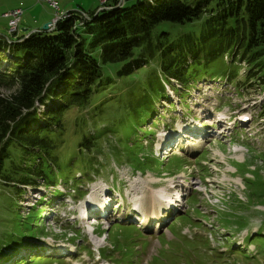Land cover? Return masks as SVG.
<instances>
[{"label":"rangeland","instance_id":"1","mask_svg":"<svg viewBox=\"0 0 264 264\" xmlns=\"http://www.w3.org/2000/svg\"><path fill=\"white\" fill-rule=\"evenodd\" d=\"M123 1L119 0L118 3ZM131 1L127 0L126 3ZM20 4L23 9L19 22L21 29L14 37L41 28L59 12L79 8L85 11L102 9L107 1L101 4L99 0H57L58 9H55L43 0H0L1 34H9L7 20L2 15ZM190 27L185 25L186 31ZM3 41L1 37L0 43ZM0 62L4 65L8 63L2 55ZM235 65L237 74L243 75L241 68L244 64L235 62ZM112 77L118 89L113 87L109 91L117 92V95L111 94L107 105L116 108L117 103L112 96L124 95L121 89L126 83L115 75ZM224 80V76L204 78L191 87L182 100L168 90L167 95L155 104L153 117L139 127L141 131L148 129L141 133L138 131L139 136L143 135L142 139L135 137L138 142L141 140L142 147L135 144L133 138L128 140V147L118 148L114 145L115 136L127 134L120 127L113 129L117 130L116 134L101 138L103 151L99 160L104 168L83 189L79 187L80 195L76 194L73 198L62 194L75 188L71 185L73 179H69L72 176L66 174L65 168L55 174L61 180H57L54 194L59 198L62 195V200L67 203L58 212L59 220L66 218L72 222L76 216H68V213L80 211L86 200L94 201L104 194H111L110 199L118 200V204L112 208L111 218L100 220L92 228L88 222H75L71 225L75 234L71 235L69 225L64 223L67 228L64 230L54 220L51 201L47 199L51 197L47 187H27L14 210L20 212L21 217L26 213L33 214L30 227L39 228L43 233L36 238L33 237L35 232L29 230V237L23 241L34 245L22 248L23 242L17 245L15 238L23 239L27 232L22 221H8L5 218L4 213L9 214L10 209L4 205L3 198L9 197L10 189H0L3 195L0 197V264H17L19 260L30 264L33 259H40L34 264H51L45 260L55 257L53 250L57 248H61L59 252L64 249L73 252L76 249V256L63 259L64 264H114L111 261L119 264H153L154 258L161 262L159 264H264V115H260L264 111L259 109L263 93L256 86L237 89L234 82V85H226ZM9 91L8 87H0L2 94ZM79 113V109L73 108L65 117L61 139L65 143L59 155L61 162H65L69 155L77 156L78 153L86 158V154L78 149L79 140L84 134L95 135L92 131L94 125ZM121 115L123 113L118 110L116 116L119 118ZM213 116L215 119L221 117L225 122L230 119L234 123L232 129H225L223 122L221 125L213 124L210 120ZM242 116L247 118L246 122L242 121ZM199 123L201 128L208 129L218 137L203 141L192 140L191 136V144L186 145L188 152H164V137L168 136L170 130L176 132L184 124L181 133L184 130L193 131L199 127ZM97 128H104L103 123L99 122ZM214 129L218 132H213ZM147 149L154 160L148 158ZM115 151L121 152V156ZM104 156L109 157L108 163ZM186 163L192 164L195 169H188ZM78 177L75 176V179ZM173 187L176 188L175 194H169ZM180 194L184 196L179 197ZM151 195L162 200L161 209L166 221L160 227L157 228L155 220H151L147 232H142L132 224L112 221L116 216L126 220L133 212L127 210L135 208L137 204L144 203L143 208L146 209ZM166 197L170 201H174V197L182 198L175 214L171 211L172 207L169 211L165 208L163 199ZM119 205L122 207L116 211ZM24 218L26 220L27 216ZM7 244L9 247L5 246ZM105 247L108 249L104 250ZM11 250L12 254L8 256ZM102 251L110 257L109 260L100 256Z\"/></svg>","mask_w":264,"mask_h":264},{"label":"trees","instance_id":"2","mask_svg":"<svg viewBox=\"0 0 264 264\" xmlns=\"http://www.w3.org/2000/svg\"><path fill=\"white\" fill-rule=\"evenodd\" d=\"M106 1L98 10H68L49 31L38 29L0 43V55L8 62H0V87L10 90L0 92V189H10L3 198L10 209L5 218L22 221L27 232L23 239L15 238L22 247L34 245L23 241L29 230L36 238L43 233L30 227L33 214H24L25 220L14 210L27 187L53 186L55 174L65 168L75 187L67 193L80 195L79 187L104 168L100 139L120 127L127 134L115 136L114 145L128 147L133 138L142 147L136 138L142 139L139 133L148 129L139 127L153 117L155 104L168 90L182 100L198 81L224 76L225 84L235 83L237 89L259 88V109L264 111V0ZM185 25L191 29L186 31ZM235 62L244 64L243 75L237 74ZM112 75L126 83L124 95L112 96L116 108L107 105L111 94L117 95L109 91L117 87ZM73 108L90 120L95 135L84 134L79 140L78 149L86 158L78 153L61 162L65 117ZM118 110L123 113L119 118ZM99 122L104 128H97ZM103 158L108 163L109 157ZM57 260L45 261L64 264L63 258Z\"/></svg>","mask_w":264,"mask_h":264},{"label":"bare ground","instance_id":"3","mask_svg":"<svg viewBox=\"0 0 264 264\" xmlns=\"http://www.w3.org/2000/svg\"><path fill=\"white\" fill-rule=\"evenodd\" d=\"M100 1V3L101 4H103L106 0H99ZM101 7V6H100ZM214 120H216V119H213V120H211V121H214ZM218 121V125H221V122L223 121L222 119H220V120H217ZM228 124L229 125H227L226 127H228V126H231V127H233V125H234V123H232V121L229 119V122H228ZM202 126V125H201ZM210 133H205L204 135H203V137L204 138H210L211 137V135H209ZM188 169L190 168V166H188L187 167ZM136 183H138V182H136ZM176 188L174 187L173 189L171 188L170 190H169V194H173L175 191ZM175 194V193H174ZM58 195H60V194H58ZM135 195H138V193H136ZM181 197V196H180ZM144 203H141V204H139V205H137L135 208L137 209V210H140V211H142V210H144L145 211V209H143V207H144ZM147 210H148V212H149V214H148V217H153V218H157V217H159V218H162V212H160L161 210V205H162V200L160 199V198H157V197H155V196H150V199L147 201ZM138 208H141V209H138ZM174 214H175V212H173ZM145 215H146V211H145V214H144V217L143 218H140L141 220H142V223L143 224H145V222H146V219H144L145 218ZM68 256H73V253L71 252V251H67V253H66Z\"/></svg>","mask_w":264,"mask_h":264},{"label":"built area","instance_id":"4","mask_svg":"<svg viewBox=\"0 0 264 264\" xmlns=\"http://www.w3.org/2000/svg\"><path fill=\"white\" fill-rule=\"evenodd\" d=\"M45 2H47L50 6H52L55 9H58L57 6V0H43ZM22 7L21 4L19 5L18 8H15L9 12H6L2 15V17L6 18L7 20V28H8V32L13 34V35H18L20 28H19V22H20V15L22 14ZM66 12L64 13H57V15L55 16V18L49 23V29H52L54 27V22L57 18L64 16ZM82 17H86L87 14L82 12L81 13Z\"/></svg>","mask_w":264,"mask_h":264},{"label":"water","instance_id":"5","mask_svg":"<svg viewBox=\"0 0 264 264\" xmlns=\"http://www.w3.org/2000/svg\"><path fill=\"white\" fill-rule=\"evenodd\" d=\"M48 26H49V23H45L42 27H41V29H43V30H47L48 29ZM9 33V32H8ZM29 33H31V32H28L26 35H28ZM3 38L4 39V41H7V42H9V41H11V40H17L20 36H17V37H14L12 34H8V35H3V34H1L0 33V38Z\"/></svg>","mask_w":264,"mask_h":264},{"label":"crops","instance_id":"6","mask_svg":"<svg viewBox=\"0 0 264 264\" xmlns=\"http://www.w3.org/2000/svg\"><path fill=\"white\" fill-rule=\"evenodd\" d=\"M36 29H38V28H36ZM36 29H34V30H36ZM24 30H26V29H24Z\"/></svg>","mask_w":264,"mask_h":264}]
</instances>
